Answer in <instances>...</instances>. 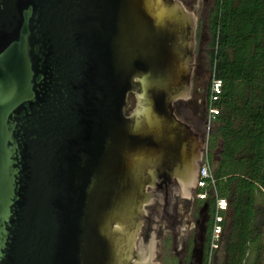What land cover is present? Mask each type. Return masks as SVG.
<instances>
[{
  "label": "water",
  "instance_id": "1",
  "mask_svg": "<svg viewBox=\"0 0 264 264\" xmlns=\"http://www.w3.org/2000/svg\"><path fill=\"white\" fill-rule=\"evenodd\" d=\"M194 32L178 0H0V264H157L147 189L202 160Z\"/></svg>",
  "mask_w": 264,
  "mask_h": 264
},
{
  "label": "trees",
  "instance_id": "2",
  "mask_svg": "<svg viewBox=\"0 0 264 264\" xmlns=\"http://www.w3.org/2000/svg\"><path fill=\"white\" fill-rule=\"evenodd\" d=\"M207 29L210 79L221 81L215 103L219 126L208 144L213 148L219 137L212 174L217 197L227 202L221 264H243L264 215V0H215ZM212 206L209 200L211 212ZM251 264H264V255Z\"/></svg>",
  "mask_w": 264,
  "mask_h": 264
},
{
  "label": "flooded vegetation",
  "instance_id": "3",
  "mask_svg": "<svg viewBox=\"0 0 264 264\" xmlns=\"http://www.w3.org/2000/svg\"><path fill=\"white\" fill-rule=\"evenodd\" d=\"M180 1L186 3V0ZM194 45L189 97L186 101L174 102L173 111L176 117L197 132L204 120L207 105L210 66L209 54L205 55L202 48V36L196 35V32ZM194 187L195 183L187 199H179L178 192L171 195V188H178L174 179L170 180V184H162L160 180L153 188L147 189L153 192L154 197L144 206L145 219L142 220L141 231L150 222L151 225H158L155 232L159 234V250L163 244L169 245L172 264H204L209 251L212 212L204 205L206 201L201 202L194 198Z\"/></svg>",
  "mask_w": 264,
  "mask_h": 264
},
{
  "label": "rangeland",
  "instance_id": "4",
  "mask_svg": "<svg viewBox=\"0 0 264 264\" xmlns=\"http://www.w3.org/2000/svg\"><path fill=\"white\" fill-rule=\"evenodd\" d=\"M180 4L184 7L185 10L191 12L195 17V32L196 35L202 36V48L205 50V55L208 56V54L211 51L210 47V35L207 29V18L209 15V11L211 10L213 3L215 0H186V3H182L180 0H178ZM195 46V45H194ZM208 58V57H207ZM207 61V59H206ZM207 83H210V78L208 77ZM126 109L131 107L130 98H126ZM205 121H206V110L204 113V120L200 124L199 130L194 132L198 135V137L201 139V141L206 142V154L208 158V164L210 167V170L213 172L216 167V161L218 160V151L220 146V139L219 137H215V141L213 143V148H208V144L210 143L209 136L211 134L215 133V129L219 126L218 122H214L210 125V129L208 134L205 133ZM260 198L256 196V205L259 206ZM204 205L211 211L209 208V200L204 203ZM227 224V219L224 216V225ZM222 225V229L224 227ZM155 229H157V224L153 225ZM257 229H258V236L256 241L251 245L247 252L246 260L243 264H251L255 258L258 259L261 255H264V215L258 217L257 223H256ZM141 231V228H140ZM223 231V230H222ZM158 235L155 232L156 242H157V256L155 258V261L157 264H172L170 262L171 255L169 253V245L163 244L161 246V250H159L158 246ZM257 246L259 248V253H256ZM160 251V254L158 253ZM224 252H223V241L220 240V242L217 245V249L208 251L204 264H221L223 261Z\"/></svg>",
  "mask_w": 264,
  "mask_h": 264
},
{
  "label": "built area",
  "instance_id": "5",
  "mask_svg": "<svg viewBox=\"0 0 264 264\" xmlns=\"http://www.w3.org/2000/svg\"><path fill=\"white\" fill-rule=\"evenodd\" d=\"M221 94V81L219 79L211 78L208 87V99L206 105V121L205 133L208 134L210 125L215 122L217 109L215 103L219 100ZM202 160L198 166L195 194L194 198L197 201L212 200V224L209 234V251L215 250L222 234V225L224 223V215L227 211V202L224 198L217 197L215 191V179L208 164L206 154V142L203 144Z\"/></svg>",
  "mask_w": 264,
  "mask_h": 264
}]
</instances>
